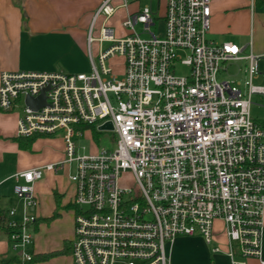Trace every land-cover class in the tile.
<instances>
[{
    "label": "built area",
    "instance_id": "1",
    "mask_svg": "<svg viewBox=\"0 0 264 264\" xmlns=\"http://www.w3.org/2000/svg\"><path fill=\"white\" fill-rule=\"evenodd\" d=\"M114 1L101 4L89 31V73H0V111L21 109L17 138L65 144L64 161L12 176L20 206L0 210L12 251L20 264H34L35 184L69 166L73 264H171L168 244L200 236L213 245L217 220L232 264H264V123L252 116L254 97L264 100V54L209 37L214 0H167L163 36L152 32L157 21L146 6L123 22L130 31L123 37L106 24L128 1ZM257 1L250 0L252 10ZM114 58L122 74L107 64ZM241 63L244 82L220 80L228 65ZM42 95L43 107L28 105ZM108 124L113 130L102 129ZM90 127L115 134L114 149L80 154L77 140ZM128 173L133 188L121 185Z\"/></svg>",
    "mask_w": 264,
    "mask_h": 264
},
{
    "label": "crops",
    "instance_id": "2",
    "mask_svg": "<svg viewBox=\"0 0 264 264\" xmlns=\"http://www.w3.org/2000/svg\"><path fill=\"white\" fill-rule=\"evenodd\" d=\"M104 1L0 0V73L2 71L89 73L92 65L88 35L96 12ZM165 6L162 11L160 10L163 17L168 7L167 0ZM263 6L264 0H258L253 10L250 0H214L213 24L209 37L219 43H233L246 48L245 54L251 50L257 54H264V9L261 8ZM123 9L121 17L126 19L141 11L143 7L139 2L132 5L128 2ZM228 34H231L233 39L240 38L242 44L221 42L215 38ZM123 36L125 35L118 37ZM245 37L247 40L244 42L242 39ZM92 54L94 57L98 55V46H92ZM123 67L119 74L123 73ZM1 112L0 210L11 205L20 206V201L13 192L14 174L56 164L65 159V144L60 138H39L31 150L22 151L15 141L19 116ZM41 141L50 146L46 147L45 151H34V146ZM55 142L59 145L58 149L54 145ZM23 156L30 159L27 165L19 163ZM63 170H66V167L57 172L47 171L44 178L34 187L37 198L34 213L39 217L31 249L35 256L34 264H73L71 247L75 236L76 209L73 207L75 186L71 183L70 176L68 180L71 185L66 183L65 177L61 174ZM56 214L58 216L55 217ZM214 230L213 245H208L200 236L178 238L170 245V263L232 264L227 256L228 238L223 221L217 220ZM215 246H219L221 251L213 252ZM65 250H68L66 254L39 259ZM262 251L264 260V234ZM15 255L7 236L0 232V264H20L19 259L16 263L10 262ZM248 264L261 262L258 259H249Z\"/></svg>",
    "mask_w": 264,
    "mask_h": 264
},
{
    "label": "rangeland",
    "instance_id": "3",
    "mask_svg": "<svg viewBox=\"0 0 264 264\" xmlns=\"http://www.w3.org/2000/svg\"><path fill=\"white\" fill-rule=\"evenodd\" d=\"M128 2L132 5L133 3L139 2L142 7H146V6H150L152 7V9L154 10L155 13V21L156 22V26H154L152 28V32L156 33V35L159 36H163L164 32H165V20L163 15L161 14L160 10L162 11L164 9V7H166V0H128ZM114 6H119L121 4L120 0H115L113 2ZM161 8V9H160ZM264 9V6L261 7ZM124 12L123 8H120L117 10V12L115 13V16H113V18L111 20H108L107 22V26L113 28L116 31V35L117 36H121L122 34L126 36V34H129V30L127 32V30L123 27V22L126 21V19H122V14ZM105 17L102 16L95 25V37H97L99 35L100 32V28L104 22ZM137 31L141 32L142 31V26H137ZM260 36H262V34L259 33ZM258 35V36H259ZM145 37H147V35H144ZM264 37V36H263ZM216 39H218L221 42L224 41H231L234 43H237L239 45L242 44L241 39H237L232 37L231 34L228 35H220L215 37ZM244 42L246 39V37L244 39H242ZM94 47H97L98 44L95 43V45L93 44ZM107 46V45H105ZM96 57V56H95ZM97 59V58H96ZM107 64L111 67L114 68L116 73L120 72L121 67H123V63L122 60H120L119 58H114L111 59L107 62ZM240 66L244 67V63L241 64H232V65H228V72H223L220 76V80H234V81H238V80H242L243 82L245 81V76L244 73H240L238 72ZM177 74L178 75H182V76H186L189 73V69L187 67H183V66H177L176 68ZM122 74V73H120ZM4 114H10L12 116H20L21 115V109H16L14 112L12 113H5V112H1ZM252 116L254 118V120L259 123V124H263L264 123V100L261 99V97L259 96H255L254 97V105L252 106ZM115 138L116 135L111 133V132H107V131H103L100 132L98 131L97 128L94 127H90L88 129H85L84 132V137L79 138L77 140V146L79 148V153L80 154H96L98 153L101 149H109V150H113L115 147ZM55 146H57L56 148L58 149V144L55 142L54 144ZM50 145H48L45 141H41L39 143H37L34 148V151H45L46 147H49ZM54 146V147H55ZM23 151V150H22ZM30 161L29 157L27 156H23L20 160L19 163L22 164H26ZM73 170L69 168V166L66 167V170H63V172H61V174L63 175V177H65V181L66 183L68 182L69 185L70 182L68 180V176H70L71 174H73ZM132 174L128 173L125 174L124 177L121 180V185L124 187H135L136 183L135 180L133 179V177L131 176ZM72 183V182H71ZM19 207V206H18ZM170 245H167V254L170 258Z\"/></svg>",
    "mask_w": 264,
    "mask_h": 264
},
{
    "label": "trees",
    "instance_id": "4",
    "mask_svg": "<svg viewBox=\"0 0 264 264\" xmlns=\"http://www.w3.org/2000/svg\"><path fill=\"white\" fill-rule=\"evenodd\" d=\"M1 138V136H0ZM39 138L41 137H33V138H28V139H24V138H15V141L19 144V147L21 150H31L32 149V146L34 144L35 141H37ZM73 207L75 208V206L73 205ZM76 209V208H75ZM58 216V214L55 215V217ZM37 224V223H36ZM0 232H2L5 236H9L10 232L8 228H5V227H1L0 226ZM72 249V247H71ZM68 252V250H65L63 252H60V253H55V254H52L50 256H44V257H40L39 259H48L49 257L51 256H58V255H61V254H66ZM18 256L15 255V258L13 260H11L10 262L11 263H16L18 262ZM35 261V259H34Z\"/></svg>",
    "mask_w": 264,
    "mask_h": 264
},
{
    "label": "water",
    "instance_id": "5",
    "mask_svg": "<svg viewBox=\"0 0 264 264\" xmlns=\"http://www.w3.org/2000/svg\"><path fill=\"white\" fill-rule=\"evenodd\" d=\"M27 103L31 108H34L35 110H37L38 108H41L45 105V97L44 95H42L39 99L36 100H32L31 98L27 99ZM103 130H113V127L111 124L105 125L104 128H102Z\"/></svg>",
    "mask_w": 264,
    "mask_h": 264
}]
</instances>
